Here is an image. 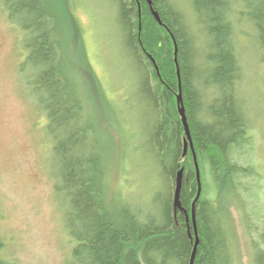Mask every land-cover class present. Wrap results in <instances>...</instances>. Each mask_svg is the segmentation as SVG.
I'll return each instance as SVG.
<instances>
[{
    "label": "trees",
    "instance_id": "1",
    "mask_svg": "<svg viewBox=\"0 0 264 264\" xmlns=\"http://www.w3.org/2000/svg\"><path fill=\"white\" fill-rule=\"evenodd\" d=\"M242 1L244 6L236 0H191L194 18L205 30L206 42L198 48L194 44L202 37L190 27L179 3L152 0L160 24L147 0H113L124 49L134 58L138 73L144 146L165 181L152 202L154 210H141L110 199L109 169L115 167L117 173L122 165L113 162L109 148L99 140L92 111L81 97L63 48V22L69 20L67 10L74 9V0H3L9 18L27 33L23 65L32 68L33 93L47 115L54 141L58 191L65 196L66 227L76 242L72 264H190L195 242L191 212L198 191L192 148L202 185L196 201L199 243L193 264H233L228 221L206 194L210 190L219 194L228 177L235 184L238 177L252 175L246 173L252 168L233 159L234 149L247 138L248 126L235 89L241 69L235 35L237 21L250 24L264 63V0ZM174 39L192 138L185 155ZM85 65L84 60L79 66ZM94 82L104 94L100 81ZM181 168L182 208L175 214ZM4 247L0 232V264H10L1 255ZM259 264H264V252Z\"/></svg>",
    "mask_w": 264,
    "mask_h": 264
},
{
    "label": "rangeland",
    "instance_id": "2",
    "mask_svg": "<svg viewBox=\"0 0 264 264\" xmlns=\"http://www.w3.org/2000/svg\"><path fill=\"white\" fill-rule=\"evenodd\" d=\"M173 2L202 37L194 44L199 48L206 42L205 30L194 18L191 0ZM236 2L244 6L242 0ZM74 3V9L67 10L69 20L63 22V48L81 97L92 111L99 140L109 148L113 162L122 165L117 173L115 167L109 169L110 199L154 210L152 202L165 181L144 146L138 73L134 58L124 49L117 5L113 0ZM26 34L0 0V232L5 243L1 255L10 264H72L76 242L66 227L65 196L58 191L54 141L47 115L33 93L32 68L23 65ZM235 36L241 67L235 89L248 126L247 138L236 146L233 159L252 168L246 172L252 175L238 177L235 184L228 177L219 194L210 190L206 197L218 204L228 221L233 264H259L264 252V63L250 24L237 21ZM84 60L83 68L79 65ZM97 80L105 95L98 91Z\"/></svg>",
    "mask_w": 264,
    "mask_h": 264
},
{
    "label": "water",
    "instance_id": "3",
    "mask_svg": "<svg viewBox=\"0 0 264 264\" xmlns=\"http://www.w3.org/2000/svg\"><path fill=\"white\" fill-rule=\"evenodd\" d=\"M147 2L149 3L152 13L155 16L156 20L161 24L162 21L160 19V16L158 14V12L153 8L152 6V0H147ZM174 38V36H173ZM175 41V39H174ZM175 62H176V66H177V73H178V77H179V93L177 96V103H178V108H179V112H180V116H181V120L183 122L184 128H185V132H186V139H185V152L184 155L187 153L188 151V147L190 146L192 148V138H191V133H190V128H189V124L187 121V117H186V111H185V107H184V103H183V97H182V89H181V78H180V69H179V64H178V59H177V45H176V41H175ZM193 151V158H194V164H195V169H196V176H197V180H198V191L196 194V197L193 201L192 204V212H191V219H192V223H193V228H194V232H195V242H194V249H193V253H192V258H191V263L193 264L194 261V256L196 253V249H197V245L199 243V235H198V230H197V223H196V201L198 200V198L200 197L201 194V189H202V185H201V176H200V168H199V163L197 160V156L192 148ZM183 171L184 168H181L178 173H177V178H176V188H175V192H174V212L175 214L177 213L178 209L182 208V204H181V200H180V193H181V189H182V182H183ZM187 213V211H186ZM187 219L189 220V214L187 213Z\"/></svg>",
    "mask_w": 264,
    "mask_h": 264
},
{
    "label": "bare ground",
    "instance_id": "4",
    "mask_svg": "<svg viewBox=\"0 0 264 264\" xmlns=\"http://www.w3.org/2000/svg\"><path fill=\"white\" fill-rule=\"evenodd\" d=\"M188 152V151H187Z\"/></svg>",
    "mask_w": 264,
    "mask_h": 264
}]
</instances>
